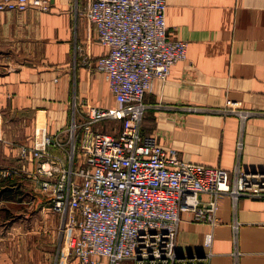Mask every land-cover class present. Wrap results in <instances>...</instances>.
I'll use <instances>...</instances> for the list:
<instances>
[{
  "label": "crops",
  "instance_id": "0c3cea01",
  "mask_svg": "<svg viewBox=\"0 0 264 264\" xmlns=\"http://www.w3.org/2000/svg\"><path fill=\"white\" fill-rule=\"evenodd\" d=\"M46 1L47 10H0V168L18 169L0 183V264H80L60 215L36 186L34 162L19 157L18 145L32 144L37 125L66 139L72 114L82 120L86 103L115 104L94 67L106 48L83 14L87 0ZM166 3L167 35L185 39L187 55L165 79H152L141 130L183 160L231 169L238 156L243 168L264 171V116L247 118L241 129L236 115L213 110L235 99L264 111V0ZM110 120L118 121L105 118V127L97 121L92 128L111 131ZM216 213L212 225L182 209L177 252L204 253V233L212 231L211 264H264V196L241 195L234 205L221 194ZM97 264L108 261L101 257Z\"/></svg>",
  "mask_w": 264,
  "mask_h": 264
},
{
  "label": "built area",
  "instance_id": "2783aa9c",
  "mask_svg": "<svg viewBox=\"0 0 264 264\" xmlns=\"http://www.w3.org/2000/svg\"><path fill=\"white\" fill-rule=\"evenodd\" d=\"M166 5V0H87L83 14L106 48L94 67L115 104L86 103L82 120L72 114L66 139L37 125L32 144L18 145L19 157L34 162L36 186L60 215L68 247L80 264H97L101 257L108 264H211L212 231L204 233V253L177 252L180 211L189 209L197 221L213 225L221 194L234 205L241 195L264 196V171L243 168L238 156L231 169L183 160L141 130L143 96L152 79H165L171 65L187 55V41L167 35ZM30 8L49 5L46 0H0V10ZM213 110L236 115L241 129L247 118L264 116L235 99ZM105 118L120 121L116 132L92 128ZM1 122L0 112V130ZM242 147L239 136L237 155ZM17 172L0 168V183ZM237 226L235 221V241Z\"/></svg>",
  "mask_w": 264,
  "mask_h": 264
},
{
  "label": "rangeland",
  "instance_id": "374dc122",
  "mask_svg": "<svg viewBox=\"0 0 264 264\" xmlns=\"http://www.w3.org/2000/svg\"><path fill=\"white\" fill-rule=\"evenodd\" d=\"M73 108H75V106H73ZM100 123H102V125L105 127L106 125L104 124V122L102 121H98L96 124H100ZM109 130H112L113 128H114V126H119V124H120V122L119 121H113V120H110L109 122ZM92 127H93V125H92ZM0 132H1V134H2V132H3V121L1 122V130H0ZM68 133L69 132H67V135H66V137H68Z\"/></svg>",
  "mask_w": 264,
  "mask_h": 264
},
{
  "label": "trees",
  "instance_id": "16d2710c",
  "mask_svg": "<svg viewBox=\"0 0 264 264\" xmlns=\"http://www.w3.org/2000/svg\"><path fill=\"white\" fill-rule=\"evenodd\" d=\"M117 120H118V119H117ZM118 121H119V120H118ZM119 122H120V121H119ZM119 126H120V124H119ZM119 126H118V127H119ZM112 130H114V128H113Z\"/></svg>",
  "mask_w": 264,
  "mask_h": 264
}]
</instances>
